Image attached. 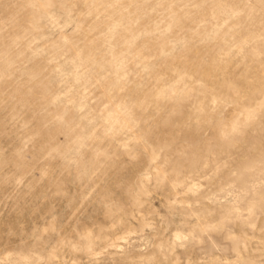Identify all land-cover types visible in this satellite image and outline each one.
Listing matches in <instances>:
<instances>
[{
    "label": "rangeland",
    "instance_id": "1",
    "mask_svg": "<svg viewBox=\"0 0 264 264\" xmlns=\"http://www.w3.org/2000/svg\"><path fill=\"white\" fill-rule=\"evenodd\" d=\"M0 264H264V0H0Z\"/></svg>",
    "mask_w": 264,
    "mask_h": 264
}]
</instances>
